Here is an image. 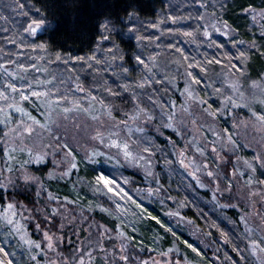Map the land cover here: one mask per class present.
Here are the masks:
<instances>
[{"label":"snow or ice","instance_id":"snow-or-ice-1","mask_svg":"<svg viewBox=\"0 0 264 264\" xmlns=\"http://www.w3.org/2000/svg\"><path fill=\"white\" fill-rule=\"evenodd\" d=\"M41 3V0H36ZM69 3H75V0H68ZM23 9L24 4L18 5ZM42 7L46 9L41 13V9L37 8L36 12L39 18L30 19L23 33L27 37H35L42 29L48 28L52 21H49V15L55 18V11H49L50 5L43 3ZM132 7L130 4L128 8ZM125 8L124 11L129 18L136 15L135 10L132 12ZM225 10L223 3L220 4V12ZM252 15L253 20L259 16L264 19V8L259 11L249 6L243 9ZM27 16V13H23ZM173 20L176 17H172ZM120 20L118 15L109 14L100 22L99 27L103 30L100 33L101 41H107L110 35L117 30V24ZM201 21H207V18L200 16ZM212 22H205L201 25L203 35L211 37L212 32L209 29H214L220 32L222 29L225 36L230 35L234 29L227 20L223 19L222 15L216 13L211 18ZM79 17L73 22V31H79ZM153 28L158 27L157 24L152 25ZM134 30V29H133ZM172 32V29H168ZM199 31V29H197ZM107 33L108 35H105ZM185 36H193V32H184ZM21 48H31L33 51H39L40 56L36 57L39 60L46 59L45 53L54 55L55 61H61L62 56L59 52L51 53L49 45L46 43H24L25 37L21 36ZM136 39L144 40L151 39L150 37L137 36ZM16 43L15 40L9 41ZM242 43V42H241ZM251 48H256V42H249ZM169 48H177L176 44L168 45ZM220 47H223L221 45ZM264 47V46H262ZM100 49V45H97ZM183 51V49H178ZM117 53H119L117 55ZM264 55V52H261ZM23 55V53H17ZM158 54L149 55L147 58L143 54H135V61L143 66L144 73L136 80L129 78L130 68L125 66V54L120 50L119 45L113 44L107 49V54L103 57L97 56L94 51L91 55L84 57H75L78 61H84L86 67L93 70L96 74L92 81V87L86 88L80 78L77 76L72 86L65 87L61 90V85H65L66 81L50 74V78L46 80H35L34 83H29L21 78L19 86L16 83L8 81L6 88H0V114H3L4 120L0 123H7L11 118V113L8 109H15L17 112H25L22 106L23 101L30 98H35L39 102L40 107L44 109L42 116L43 120L28 114V121L21 120L13 127L8 128L3 136H0V142L7 145V148L0 149L7 154V161L3 167H0V200L7 197L5 203L0 204V219L5 222V225L20 234L24 230V224L17 220L18 216L24 217L29 222H34L35 230H38L43 237L42 241L27 239L25 242L29 247L40 249L41 253L47 255L49 252L54 253L56 259H49L47 264H84V248L76 249L74 244L79 240L76 233V226L81 221L87 220L75 214V210H69V203H77V201H68L67 197H63L68 203H60L61 198L47 191L45 188V177L58 176L59 178H69L73 175V170L80 167L81 162H87L94 166L95 175L92 180H85L95 193H100L106 198L109 207L98 205L103 211L112 214L118 210L126 211L122 201L131 200L133 203L137 201L130 194L127 185L130 181L123 177L115 176L114 174L103 170L99 166L103 163L115 162L117 165L122 163L133 167L142 168L147 176H154L152 167L153 160L158 154H163L167 148L158 145V139L168 129H172L174 134L181 137L194 139L189 130V125H195L197 128L206 126V123L211 118V122H215L221 113H227L229 106L238 108L241 105L248 108L255 118L253 121L237 120L234 127L239 130L241 126L247 128L251 123L255 130L264 132V112H257L250 101H255L264 104V86L256 80L251 81V85L245 89V82L249 79V60L250 56L247 51H239L238 55L233 57L231 53H224L222 57L212 56L210 59L205 58L203 64L199 62L196 66L202 72L215 71L209 69L207 65H220L219 72L226 77L223 81L228 85L227 93H222L221 89L216 88L217 94H222L224 103L220 107L213 109L212 105L207 104L203 97L199 96L196 91L197 85L206 84L204 78L194 74L190 69L192 63H188L185 68V77L189 81L185 84L183 95L186 99L184 104H177L175 101L165 102L159 97V89L152 88L157 83L152 75L153 69L156 67ZM188 56H183L175 61L177 65L182 61H187ZM120 61V63H117ZM235 61V62H234ZM6 63H16L8 60ZM64 64H68L67 59L63 60ZM19 67L27 72L28 67L36 68L35 64L26 66L20 64ZM6 74L8 70L2 69ZM40 69H37L39 71ZM45 72L47 68L43 69ZM75 72V67L72 68ZM111 73L118 81L123 83L118 84L117 90L107 86L106 83H101L103 75ZM13 76H20V73H11ZM71 79V77H69ZM175 79L174 77L172 78ZM165 81L168 77L164 78ZM58 81V82H57ZM194 82V83H193ZM163 83V81H161ZM152 91L148 92L147 89ZM27 90V91H26ZM107 95H101L100 92ZM71 93V95L69 94ZM77 93L83 94L78 96ZM122 93H127V104L124 105V97ZM18 94V98H17ZM119 101V103H118ZM196 104L198 112L193 111V103ZM258 126V127H256ZM225 135L215 133L219 137V141L209 144L210 152H206L203 147L197 146L195 151L201 157L210 156L212 153L216 155L212 158L215 161L216 157L220 160L227 161L230 153L234 152L235 148L241 147L234 138L233 132L230 129H223ZM166 140L171 143V151L175 152V162L183 168L192 169L188 174L192 176L201 187L211 185L214 188L212 192L213 199H216L217 194L225 197L228 200L232 198V188L234 182L228 180L227 186L221 188L220 184V168L221 165L217 161L216 168L210 166L211 162L207 159H197L196 156L189 157V145L180 147L172 136H167ZM31 141V142H26ZM222 142V143H221ZM76 145L80 151L75 150ZM249 147L252 145L249 144ZM112 149H116L113 152ZM19 153L18 157L16 154ZM26 156V158H24ZM15 162V163H12ZM48 162L53 163V169L48 171L42 166ZM166 157V163H170ZM247 168L253 174L248 177L243 187L247 189V197L261 196L264 200V188L259 192L252 188L253 177L260 168L261 178L255 180L257 184H264V135L256 141L254 155L251 160L245 161ZM203 172L208 184H205L198 173ZM226 175V174H225ZM235 176V169L232 171ZM240 175H244L243 172ZM157 188H149L150 193L156 194L157 190L162 188L158 180L154 181ZM31 193L32 199L27 198V194ZM227 194V196H225ZM23 196L24 199H20ZM239 199V197H237ZM255 201H253V213L240 216L243 221L244 228L241 233V243L246 242L245 247L241 248L238 244H233V248L237 253H241V259H246L243 256L244 252H248L253 256L259 264H264V215L255 211ZM231 206V205H222ZM239 206V205H237ZM143 212L147 213L152 220H157L158 217L148 212L142 204L137 203ZM26 214V215H25ZM177 215H179L177 213ZM256 216L261 221L260 224L249 222V216ZM159 222V221H158ZM123 223V221H121ZM91 229V224H88ZM83 231V225H80ZM99 231V227L97 228ZM171 231V229H169ZM259 233V236L257 235ZM228 241V234L223 233ZM121 239L120 251L124 253L120 259L125 264H148V260L144 259L139 253L129 251L128 241L134 237H126L124 232H120ZM73 237L76 239L74 240ZM126 237V238H125ZM21 239L24 236L21 235ZM97 239V247L103 248ZM187 244L188 242L185 241ZM43 244V247H42ZM91 245V239L89 238ZM61 245L66 247L61 248ZM133 248L139 247L133 245ZM194 252L203 255L200 249L195 248L192 244H188ZM46 249V250H45ZM171 249H169V252ZM0 252L4 255L0 257V264H13L11 259H7L10 255L2 246ZM39 255V253H38ZM89 257L91 253H88ZM162 256H167V253H162ZM229 259H231L229 257ZM39 264V262H38ZM152 264H157L155 258H152ZM163 264H192L191 261L184 260H167ZM232 264H238L233 260Z\"/></svg>","mask_w":264,"mask_h":264},{"label":"rangeland","instance_id":"rangeland-1","mask_svg":"<svg viewBox=\"0 0 264 264\" xmlns=\"http://www.w3.org/2000/svg\"><path fill=\"white\" fill-rule=\"evenodd\" d=\"M223 1L224 0H167L169 6L177 7V13H173L171 9H169V12L162 13L160 17L150 26L151 30H153V32L158 35L155 42L160 44V46L157 49L151 50L149 48L147 49V43L142 46V40L136 41L137 46L139 47L138 54L142 53L145 58L152 54H158L156 67L153 69L152 73L157 83H155L152 88H154V86L157 84L159 86H168L170 87L171 91L177 95V97L168 95L166 103L175 101L177 104H184L186 97L183 95V91L185 84L189 82L185 77L184 68L188 63L193 64V67L190 69V71L207 81L206 84L195 86L199 96L203 97L207 104L212 105L213 109L220 107L221 104L225 102L223 95L217 94L215 91L216 88L221 89L222 93H227L228 91V85L223 82L226 77H224L219 72L220 65H207L209 69H213L215 71L204 73L199 67L196 66V63H194L199 62L203 64L205 58L210 59L212 56L222 57L224 53H231L233 57H235L238 55L239 51H247L249 53V51L253 50V48L250 46V43L248 41L239 39L234 31H232L230 35L225 36L223 34V29L220 32H216L214 29H209V31L212 32V36L206 37L203 35V29L201 25L205 22H212L211 18L214 14H223L224 11L220 12V4L223 3ZM1 4L5 3L0 0V11L2 9ZM199 9L202 10L201 14ZM248 15L251 19V27H253L257 32L264 34V19H261L259 16H257V18L253 20L252 15L249 13ZM200 16L206 17L207 21H201ZM172 17H176V19L173 20ZM153 24H157L158 27L153 28ZM168 29H172L173 31L170 33L167 31ZM197 29H199V31H197ZM43 31L44 29L40 30L35 37H37L39 33H42ZM184 32H193L194 35L185 36L183 34ZM21 36L24 35L19 34V32L15 33V41L19 44V46ZM35 37H30V40L31 38L33 39ZM222 37H224V42L227 43L229 50H227L224 44L221 42ZM11 40H13L12 37ZM24 42L26 44L28 43L26 40H24ZM170 44H176L177 48H169L168 45ZM99 45L100 49H96L95 52L97 56L103 57L107 54V49L112 47L113 43H111V40L109 39L107 41H101ZM221 45H223V47H220ZM24 49L25 48H21L20 52L23 53V55L14 54L12 57V61H15L16 63H6V61L10 60V58H8L6 52L0 53V88H6V83L8 81L16 83L19 86V84L22 82L20 77H23V79L29 83H34L35 80L49 79L51 74L55 75L58 78V81L61 79L66 81L65 85H61L62 91L68 86H72L74 91V85H72V81H74L77 76H74L71 72H68V70L66 71V67L74 65H84V67H86V63L84 61H78L75 58L69 56H62L61 61H55L54 55H49L47 53L44 54L46 59L39 60L36 58L41 55L39 51H33L31 48H28V50L24 52ZM178 49H183V51H178ZM118 54L119 53H117V55ZM183 56H188L189 59L187 61H182L181 64L177 65L175 61L181 59ZM65 59L69 61L68 64L63 63V60ZM117 63H120V61H117ZM123 63L125 66H127L125 61ZM20 64H24L26 66L35 64L36 68L28 67L27 72H25L24 69L19 67ZM4 68L8 70L7 74L2 70ZM44 68H47L48 71L45 72L43 70ZM37 69L40 70L37 71ZM88 71L94 72L90 69H88ZM14 72L20 73V76L11 75V73ZM137 73L139 77L144 73L142 65H137ZM130 74L134 77L131 69L128 75ZM90 75H92V77L89 81V88L92 87V81L96 74L94 73ZM102 75L107 76L109 79L111 78L116 80L118 84L120 83V81H118L116 77H113L111 73H105ZM132 76H130V79ZM248 76L249 79L245 82V89L251 85L252 80H256L258 83L264 86V72L260 77H252L248 71ZM69 77H71V79H69ZM165 77H168L167 81L164 80ZM173 77L175 78L174 80L172 79ZM80 81L82 80L80 79ZM161 81H163V83H161ZM82 82L87 88V83L85 81ZM111 88L115 90L113 86ZM147 91L151 92L152 89L149 88ZM69 94L71 95V93ZM77 95L82 96L83 94L77 93ZM250 102L257 112H264V104L255 101ZM21 103L25 109V112H17L15 109H8V111L11 113V118L7 123H0V134L2 136L4 132L8 130V128L13 127L19 121H28V114L36 116L41 120L44 119L42 116L44 109L40 107L39 102H37L35 98H30L29 100L23 101ZM196 104H199V101L193 103V111L198 112L199 110L196 108ZM254 119L253 113L243 105L238 108L229 106L227 113H221L214 123L211 122L210 118L209 121L202 122L206 123V126L197 128L195 125H189V130L195 137L194 139L181 137L176 134V142L180 147L188 146L190 141L191 147L189 149V157L196 156L198 160L207 159L211 162L210 166L212 168H216L217 161L220 163L221 188L227 186L228 180H232L234 182L231 200H228L225 197H221L219 194H217L216 199H213L212 196L211 201L208 202L207 207L209 209L204 208V219L210 224L207 229H203V227L200 226L194 219L189 218V216L186 214V209L183 206L185 204H182V200L180 198L182 194L180 191L176 190L178 189V181L181 179H186L187 183L183 188L188 189L186 193L194 195V193L196 194V189H204L209 190L212 195L214 188L211 185L207 187H201L200 184H198L196 180L188 174L190 171H192V169L186 170L175 162L176 167L174 170H176V172H174V177L176 178V189L174 191L176 194H174L175 196L170 194L169 197L168 190L165 185L158 189L156 194L150 193L148 191L149 188H157V185L154 182L155 180H158L159 182L161 181L156 174V161L154 160L152 165L154 169V176L152 177L147 176L142 168L125 165L123 163L121 165H117L114 161L111 163H103L99 166L100 168H104L117 177H120L121 174H123V177H126L130 181V183L127 185V188L130 190V194L137 201V203L142 204L144 208H146L148 204L153 206L160 205L162 211L168 218V220L165 221L167 225L166 229H171V231H174V234L177 232H184L192 239L191 243L188 242L186 244L185 242L179 241L174 244V246L167 248L163 246L165 245L163 238H161L162 241L158 247L153 246L154 243L150 242V248L154 250L152 251L151 249L150 252H154L155 254L156 251V254L154 256L150 255L144 257V259L148 260V264H152V258H155L157 264H163V261L167 260L175 261L184 259L191 261L192 264H214L211 262V259L215 258L216 260L219 259L221 262L220 258L218 257L219 248L216 244L218 240L220 241L219 243H221L224 247H228V252L230 253L231 258L234 257V252H236L233 248V244L240 243L241 245H238L241 248L245 247L246 242L241 243V233L243 232L244 224L243 221L240 220V216L246 213H253V201L256 202L255 211L261 213V215H264V200L261 199L260 195L255 197H247V189L243 187V185H245L246 181L248 180V177L253 175L247 168L245 161L252 159L255 151L256 141L259 140L262 135H264V132L255 130L251 123L247 128L241 126V128L237 130L234 127V123L237 120L253 121ZM3 120L4 116L3 114H0V121ZM28 122L31 123V121ZM223 129H230L233 132L234 138L237 139V143L240 144L241 147L235 148L234 152L229 154L227 161L220 160L219 157H216L215 161H213L212 158L216 155L215 153H212L210 156L201 157L200 154L195 151V148L200 146L203 147L206 152H210L209 144L219 141V137H217L215 133L219 132L221 135H225ZM162 136L166 137V134H163ZM1 143L3 149L7 148L6 144L3 142ZM249 144L252 146L249 147ZM75 150L77 152L80 151L78 145H76ZM112 151L116 152L117 150L112 149ZM16 155L18 157L20 156L19 153ZM163 155L169 158L170 155L171 157H175L176 154L174 151L170 152L166 150ZM24 158H26V156H24ZM6 163L9 162L7 161V154L3 151L2 154H0V167H3ZM46 164L50 165V169L48 171H51L53 169V163L48 162ZM82 166L83 165L80 163V167L73 170V175L66 179L59 178L58 176H46L45 188L47 191H50L54 195L60 197V203L62 204L68 203V201H77V203H69L68 209H74L77 216L83 215L85 220H87V223H85L84 220H81L77 224L76 233L79 237V240L74 244L76 249L81 247L84 248V264H125V262L120 259L121 255L124 253L120 251L122 238L119 236V233L124 232L126 237H134L133 240H140L141 235L144 236L143 228L145 222L147 221V213L143 212L140 207H137V203H133L131 200L121 202L124 205L126 211L118 210L112 214L103 211L101 207H98V205L109 207V204L106 202V198L102 194L95 193L87 183H84L85 180H92V177L95 174L90 173L88 176L89 179H85V177L82 175ZM126 168L138 171L144 176L145 180L139 181L136 177L131 178V176H126L124 172V169ZM233 169H235L236 172L235 176L232 175ZM261 171L262 170L260 168L257 169V172L253 177V183L251 185V187L256 189L258 192L261 188H264V184L255 183V180L261 178ZM241 172H243L244 175H240ZM198 175L205 184H208V180L204 178L205 174L203 172L198 173ZM83 184L86 185L89 193L84 190L86 187L83 186ZM191 184L195 187V189L191 187ZM165 193L169 198L165 195ZM27 195H31V193L29 192ZM225 196H227V194H225ZM63 197H67L68 201H64L62 199ZM237 197H239V199ZM1 201L2 200H0V204H2ZM232 209L235 210V212H233ZM96 211L103 212L113 219L117 226L116 230H112L103 224L95 222L91 217L93 212ZM177 213L179 215H177ZM17 220L24 224V230L20 234L15 233L14 230L6 226L5 222L0 219V246H2L10 254L7 259H11L13 264H38V262L39 264H47L49 259H56L54 253L49 252L47 255H45L44 253L40 252V249L29 247L25 241L29 238L36 241H42V234L38 230H35L34 222H29L22 216H18ZM121 221H123V223H121ZM249 222H255L256 224L261 223L258 217L252 215L249 216ZM156 223L157 222H154L153 226H155L157 229ZM81 224L83 225V231L80 229ZM88 224H91V229H89ZM98 227L99 231H97ZM224 232L228 234L229 239L227 242L223 235ZM21 235L24 236V239H21ZM257 235L259 236V233H257ZM98 237L99 244L103 246L102 249L96 246ZM89 238L91 239V245L89 244ZM73 239L75 240L76 238L73 237ZM133 240L128 241V250L136 253L135 248L132 247L134 245ZM142 241L144 240L142 239ZM188 244H192L195 248L200 249L201 253L205 251L206 254L203 252L205 255H200L199 253L194 252L192 248L188 247ZM64 247H66V245H61V248ZM169 249H171L170 252ZM88 253H91L90 257ZM162 253H167L168 255L162 256ZM3 255L4 254L0 252V257H3ZM206 255L210 258V261L204 260ZM243 256L246 257V259H242L246 264H259V262L255 260L253 256L249 255L248 252H244ZM240 257L241 256H239V258ZM225 260L227 261V258Z\"/></svg>","mask_w":264,"mask_h":264},{"label":"trees","instance_id":"trees-1","mask_svg":"<svg viewBox=\"0 0 264 264\" xmlns=\"http://www.w3.org/2000/svg\"><path fill=\"white\" fill-rule=\"evenodd\" d=\"M2 2L5 4H1L2 9L0 11V53L6 52L10 60H12L14 54L21 52V47L17 42L12 44L9 42L12 41L11 37L15 40V33L17 32L26 37L25 40L28 42L27 44H48L51 53L59 52L61 56H69L72 58L78 56L87 57L96 51L97 45L101 42L100 33L103 30L99 27L100 22H102L104 17L109 14H113L114 16L118 15L120 20L117 24V30L110 35L109 39L111 40V43L119 45L120 50H122L125 54V63L127 67L132 70V74L134 75L133 77L130 74L129 78L132 76L131 79L133 80L139 78L137 73L138 63L134 59V55L139 53L136 37H150L151 39L142 40L143 42L141 45L144 46V44L147 43V49H157L160 46V44L155 42L158 35L151 30V24L156 21L162 13L169 12V9H171L173 13H177V7L169 6L167 0H75V3H69L68 0H41V3H37L36 0H2ZM21 3L24 4L23 9L18 7ZM43 3H48L51 6L49 11H55L56 16L53 18L52 15H49V21H52V23H50L48 28L44 29L42 33H39L37 37L33 39L31 38L30 40V38L23 33V27L27 25L30 19L39 18L36 12L37 8L41 9V13L46 11V9L42 7ZM130 4L132 7L128 8ZM223 4L225 6V10L222 17L227 20L234 29L238 30L234 31L237 37L248 42H256V49L249 51L250 60L248 62V71L250 76L260 77L264 72V55L261 54V52H264V47H262L264 46V34L257 32L253 27H251L250 16L247 12L243 11V9L251 6L259 11L264 8V0H224ZM125 8H128L129 12H132L134 9L136 15L129 18L124 11ZM199 12L201 14L202 10L199 9ZM23 13H27V16ZM77 17H79L80 21L79 31H73V22ZM105 35L108 34L105 33ZM221 42L224 44L225 48L229 50L227 43L224 42V37H222ZM27 50L28 48L25 47L24 52ZM73 67L76 69L75 72L72 71ZM66 68V71L68 70V72H71L74 76H78L82 81H85L87 83V88H89V81L92 77L90 74H94V72L88 71V68L84 67V65H74ZM101 83H106L109 87L113 86L115 90L118 88V82L111 78H107L105 75H103ZM120 83H123V81H120ZM154 88L159 89V97L165 102L168 95L177 97V95L172 92L168 86H159L157 84ZM99 94L106 95L102 91ZM122 95L124 97V105L121 106H125L127 104L128 94L122 93ZM164 134H166V137L172 136L174 140H177L176 134H174V132L170 129H168ZM0 136L2 135L0 134ZM166 137L160 136L158 139L159 146L162 147L167 144V148L164 152L172 149V145L171 143H168ZM0 149H3L1 142ZM2 152L3 151H0V154H2ZM163 154H158L154 158V161H156V174L159 180H161V185H165L167 187L168 196L170 197V194L175 196V157H171L170 155L167 159L171 162L166 163V156ZM81 164L83 165L81 169L82 175L85 179H89L88 176L90 173L95 174L93 170L94 166L89 165L86 162H81ZM42 167L47 170L50 169L49 164ZM103 170L105 169L103 168ZM124 172L128 177H136L139 181L145 180L144 176L138 171L126 168L124 169ZM186 183V179H181L178 181V189H176L182 194L180 198L182 200V204H185L183 206L186 209V214L189 218L194 219L200 226H202L203 229H207L210 224L204 219L205 217L203 212L205 209H209L207 204L212 199L211 192L209 190L196 189V194L194 193V195H191L186 193L188 189H183ZM83 186L86 187L84 184ZM191 187L195 189L192 184ZM84 190L89 193L87 187L84 188ZM27 198L31 200L32 197L31 195H27ZM20 199H24V197L21 196ZM6 200L7 197L5 196L1 203H5ZM146 209L148 212L152 213V215L158 217L159 222L157 220H152L151 217L147 215V221L145 222L143 228L144 236L141 235L140 240H133V244L139 246L135 248L136 253H139L143 258L150 255L154 256L156 251L155 254L154 252H150L152 249L150 248V242L154 243L153 246L158 247L161 244V238H163V242L165 243L163 246L165 248L172 247L179 241H187L189 243L192 242V239L188 237L186 233L177 232L174 234V231L166 229L167 225L165 221L168 220V218L162 211L160 205L153 206L148 204ZM233 212H235V210H233ZM91 218L95 222L103 224L112 230H116L117 228L115 221L103 212H93ZM154 222H157V229L153 226ZM142 239L144 241H142ZM219 242L220 241L218 240L216 244L219 248L218 257L221 262L219 259L216 260V258L211 259V262L214 264H231V260H235L238 264H246L241 257L239 258L241 253L238 254L237 252H234V257L231 258L230 253L228 252V247H224ZM152 251L154 250L152 249ZM203 252L205 253V251ZM204 253L203 255L206 254ZM229 257L231 259H229ZM226 258L227 261L225 260ZM204 260L210 261V258L206 255Z\"/></svg>","mask_w":264,"mask_h":264}]
</instances>
